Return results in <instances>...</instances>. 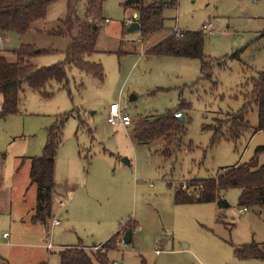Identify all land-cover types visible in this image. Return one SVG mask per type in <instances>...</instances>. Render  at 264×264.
Masks as SVG:
<instances>
[{
	"label": "rangeland",
	"instance_id": "obj_1",
	"mask_svg": "<svg viewBox=\"0 0 264 264\" xmlns=\"http://www.w3.org/2000/svg\"><path fill=\"white\" fill-rule=\"evenodd\" d=\"M125 1L104 0L95 52L86 57L101 66L102 79L71 65L66 86L50 82L46 88L52 93L43 97L23 84L18 111L0 118V163L6 167V185L13 187L14 230L21 219L31 216L35 201L27 157L39 156L48 128L63 123L51 219L47 227L35 223L38 233L32 239L43 248L24 251L8 246L0 233L1 248L9 256L0 264H36L42 250L47 264H60L59 252L66 247L96 251L95 245L117 231L116 245L106 252L110 263L264 264L233 255L234 246L264 244V211L248 207L241 213L238 189L220 194L228 203L224 209L215 202L174 201L176 189L192 195L188 187L194 180L246 162L256 147L264 145V131L255 132L256 107L251 104L244 111L252 78L264 69V19L258 15L264 0H144L168 4L162 11L163 28L146 39L139 30L127 31L125 22L134 17L122 5ZM83 12L80 3L77 15L83 18ZM65 13L61 0L25 33H1L0 55L13 61L12 51L29 44L35 47L36 53L28 58L35 68L61 61L68 39L46 30L55 28ZM209 22L214 30L203 33L206 77H201L200 59L145 54L152 42L174 28L197 31ZM114 102L132 119L130 129L136 119L180 112L184 125L180 144L166 151L158 140L134 141L129 128L107 123V109ZM239 112L248 122L242 134L212 143L216 119ZM263 162L264 153L258 156V163ZM1 228L0 232H10L5 225ZM127 229L130 242L118 244ZM47 243L51 247L46 249Z\"/></svg>",
	"mask_w": 264,
	"mask_h": 264
},
{
	"label": "trees",
	"instance_id": "obj_2",
	"mask_svg": "<svg viewBox=\"0 0 264 264\" xmlns=\"http://www.w3.org/2000/svg\"><path fill=\"white\" fill-rule=\"evenodd\" d=\"M61 0H0V34L13 32L21 35L32 28V25L46 17L50 5ZM65 17L58 19L56 27L46 30L49 35L68 39L64 50V58L50 66L35 68L28 58L34 55L35 47L21 44L12 51L15 60L11 61L0 55V118L15 114L22 92V85L39 93L43 97L51 95L47 90L50 82L59 87L68 83L66 69L73 65L77 69L103 78L102 68L96 62L86 60L95 52V42L100 23L103 22L101 9L104 0H64ZM84 3L83 18L77 15V6ZM167 3V2H166ZM155 1L145 4L144 0H126L122 5L136 14L133 21L140 25L139 32L146 39L163 28V8L168 4ZM131 21V20H130ZM129 26V25H128ZM203 32L180 31L168 32L161 36L148 48L145 54L153 56H181L200 59L201 77H206L207 62L203 55ZM52 49H38L37 52H51ZM249 99L244 105L253 104L257 109L258 122L255 129L264 131V69L252 78ZM63 123H55L46 133V140L39 156L29 157V179L35 186V201L30 220L48 226L54 191L55 155L61 142ZM248 127L243 113L227 115L216 119L212 126V143L220 138L237 139ZM184 132L183 122L173 114L159 115L154 119H136L131 129V138L140 144L160 141L166 151L178 146ZM264 153V145L255 148L253 156L246 162L236 163L230 167L220 168L215 176L196 179L189 185L188 191L176 189V204L185 202H215L220 209L228 207L221 193L228 189H238L237 203L243 208H260L264 211V162L258 163V156ZM125 233V232H124ZM119 235L117 231L101 244L96 251H87L80 246H68L59 252L60 264H110L106 252L114 247ZM124 235V234H123ZM94 247H97L96 245ZM233 255L241 260L264 259V244L254 242L234 246ZM104 249V251H102ZM39 264H47L46 261Z\"/></svg>",
	"mask_w": 264,
	"mask_h": 264
},
{
	"label": "crops",
	"instance_id": "obj_3",
	"mask_svg": "<svg viewBox=\"0 0 264 264\" xmlns=\"http://www.w3.org/2000/svg\"><path fill=\"white\" fill-rule=\"evenodd\" d=\"M261 0H254L253 2L259 3ZM260 15V19H264V6L261 8V12L258 14ZM262 15V16H261ZM133 17H135V13H133ZM212 23V22H211ZM206 24L202 25L205 26ZM201 27V29H202ZM264 35V31L261 32ZM205 34V33H204ZM119 126V125H118ZM116 127V126H115ZM129 135L131 136V129L129 128L128 130ZM29 158V157H27ZM0 190H2V198L0 197V229H2V226H6L7 229H9L10 232L6 231H1V238L6 242V245H17L21 248H23L24 251H27V247H39V245H35L32 243V239L34 234L37 235L38 229H35L36 225L35 223H32L30 220V217H28V220H20V225L17 227L16 230L13 229V224H14V215H13V187L6 185V167L5 164L0 163ZM54 193V191H53ZM56 220V219H55ZM4 234H7V236H3ZM21 234H26L24 237H21ZM25 237H28L26 240L24 239ZM50 243L46 244V249L47 245ZM3 245L0 244V262L1 263H6L8 262L6 258L9 259L7 249H2ZM43 248V247H39ZM47 256L45 253L43 254L42 252L39 254L36 262V264H39L40 262L46 261ZM253 259H248L244 261H249ZM264 260V259H263Z\"/></svg>",
	"mask_w": 264,
	"mask_h": 264
},
{
	"label": "built area",
	"instance_id": "obj_4",
	"mask_svg": "<svg viewBox=\"0 0 264 264\" xmlns=\"http://www.w3.org/2000/svg\"><path fill=\"white\" fill-rule=\"evenodd\" d=\"M105 22H107V20H105L104 23ZM130 22L131 21L128 19V20H126L125 23H126V25H128V24H130ZM213 30H214V25L211 22L207 23L201 29V31L203 33H205V34H211ZM172 31L175 32V33L180 32V30H178L177 28H174ZM1 47H2V37L0 35V49H1ZM106 121L110 125H114V126H118L119 125V126H122L124 128H129L131 126V123H132V119L129 117V115L123 114L119 104L115 103V102L114 103H110L109 106H108L107 115H106ZM59 205L63 206L62 203H59ZM239 211L241 213L245 212V211H247V208H242ZM56 222H58V221H56ZM3 236H7V234H4ZM121 243L126 245L122 241V239L120 241H118V244H121ZM50 247H51V245L48 244L47 248H50ZM98 248H100V247L99 246L94 247L95 250L98 249ZM102 251H104V249H102ZM110 264H119V263L114 261V262H111Z\"/></svg>",
	"mask_w": 264,
	"mask_h": 264
},
{
	"label": "water",
	"instance_id": "obj_5",
	"mask_svg": "<svg viewBox=\"0 0 264 264\" xmlns=\"http://www.w3.org/2000/svg\"><path fill=\"white\" fill-rule=\"evenodd\" d=\"M136 16V14H135ZM140 25L137 21H132L129 26L127 27V31L128 32H133V31H137L139 30ZM178 120L182 121L183 117L181 115L180 112L175 113L174 115ZM123 162H125L126 164H128V160L127 159H123ZM131 240V229H127L122 237V241L127 244L128 242H130Z\"/></svg>",
	"mask_w": 264,
	"mask_h": 264
}]
</instances>
